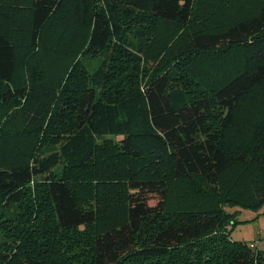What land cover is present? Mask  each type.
Here are the masks:
<instances>
[{
	"label": "trees",
	"instance_id": "obj_1",
	"mask_svg": "<svg viewBox=\"0 0 264 264\" xmlns=\"http://www.w3.org/2000/svg\"><path fill=\"white\" fill-rule=\"evenodd\" d=\"M262 205L264 0H0V264H264Z\"/></svg>",
	"mask_w": 264,
	"mask_h": 264
},
{
	"label": "rangeland",
	"instance_id": "obj_2",
	"mask_svg": "<svg viewBox=\"0 0 264 264\" xmlns=\"http://www.w3.org/2000/svg\"><path fill=\"white\" fill-rule=\"evenodd\" d=\"M160 200L157 192H149L146 202L149 205H156ZM238 210V222L230 226L231 237L234 240H244L256 244L258 248H264V205L258 209L235 208Z\"/></svg>",
	"mask_w": 264,
	"mask_h": 264
}]
</instances>
